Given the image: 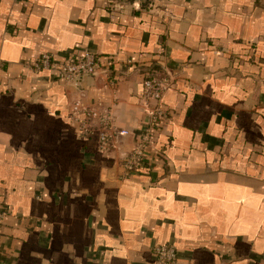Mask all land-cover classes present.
I'll return each instance as SVG.
<instances>
[{"label": "crops", "instance_id": "obj_1", "mask_svg": "<svg viewBox=\"0 0 264 264\" xmlns=\"http://www.w3.org/2000/svg\"><path fill=\"white\" fill-rule=\"evenodd\" d=\"M96 55L67 85L37 72ZM170 78L145 167L124 177ZM115 82V86L111 85ZM112 109L108 156L71 104ZM0 264H264V0H0Z\"/></svg>", "mask_w": 264, "mask_h": 264}, {"label": "built area", "instance_id": "obj_2", "mask_svg": "<svg viewBox=\"0 0 264 264\" xmlns=\"http://www.w3.org/2000/svg\"><path fill=\"white\" fill-rule=\"evenodd\" d=\"M154 1V0H139ZM37 72L52 71L57 72L58 79L67 85H73L86 76L98 74L103 68L96 55L87 52L82 57L68 59L64 64L59 65L49 54H44L35 64ZM115 86V82L111 81ZM171 79L147 77L143 83L142 100L144 103L153 104L151 124L146 128L139 143L130 153L125 155L121 162L124 177L129 178L145 167V149L151 141L154 132V124L158 121H167L169 113L162 104L164 93L170 88ZM72 121L77 127L81 137L96 135L98 137V150L103 156H108L115 147L119 138L130 135L129 130L119 129L115 126V115L112 109L99 107H89L83 99L78 97L71 104ZM5 209H0V222L7 217ZM155 260L159 264H175L178 258L177 250L172 245H161L154 249Z\"/></svg>", "mask_w": 264, "mask_h": 264}]
</instances>
